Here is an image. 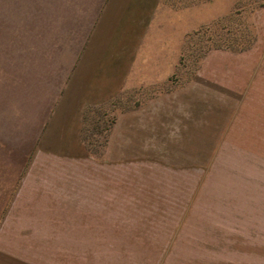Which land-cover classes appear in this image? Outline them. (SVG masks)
Returning <instances> with one entry per match:
<instances>
[{"label": "rangeland", "instance_id": "obj_1", "mask_svg": "<svg viewBox=\"0 0 264 264\" xmlns=\"http://www.w3.org/2000/svg\"><path fill=\"white\" fill-rule=\"evenodd\" d=\"M101 2L0 0V254L264 264V0H218L167 79L78 123L60 102Z\"/></svg>", "mask_w": 264, "mask_h": 264}, {"label": "crops", "instance_id": "obj_2", "mask_svg": "<svg viewBox=\"0 0 264 264\" xmlns=\"http://www.w3.org/2000/svg\"><path fill=\"white\" fill-rule=\"evenodd\" d=\"M217 2L102 0L64 84L61 105L74 111L79 123L83 109L108 103L127 86L167 79L204 19L217 17Z\"/></svg>", "mask_w": 264, "mask_h": 264}]
</instances>
